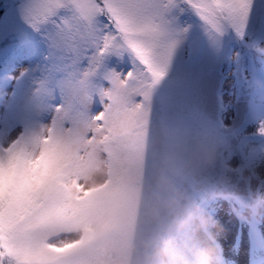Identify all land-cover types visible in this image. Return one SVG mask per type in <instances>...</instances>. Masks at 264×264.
<instances>
[{"label":"snow or ice","instance_id":"obj_1","mask_svg":"<svg viewBox=\"0 0 264 264\" xmlns=\"http://www.w3.org/2000/svg\"><path fill=\"white\" fill-rule=\"evenodd\" d=\"M251 6L252 0H25L24 22L43 32L72 69L70 96L100 110L73 117L57 107L38 134L0 146V264H50L52 241L66 244L86 227L96 190L78 181L101 147L118 179L146 164L151 89L171 52L174 13L190 9L222 33L244 27ZM125 56L130 70L106 68L110 57Z\"/></svg>","mask_w":264,"mask_h":264},{"label":"rangeland","instance_id":"obj_2","mask_svg":"<svg viewBox=\"0 0 264 264\" xmlns=\"http://www.w3.org/2000/svg\"><path fill=\"white\" fill-rule=\"evenodd\" d=\"M24 3L10 0L0 18V60L17 53L0 83V146L38 134L57 116V107L62 106L73 117L90 116L100 110L99 104L89 107L70 96L67 83L72 69L51 48L43 32L34 31L24 22L20 11ZM174 17L164 74L151 89L150 128L169 120L210 125L226 145L225 161L233 169L238 173L254 169L263 174L257 147L252 148L249 140L242 146L238 130L249 128L244 109H252L255 79L264 70L255 32H260L264 23V0H252L248 21L239 30L227 27L222 33L211 32L190 9L174 13ZM241 50L247 51L243 60L250 56L255 73L252 77L245 74V80L241 77L245 72L242 57H238ZM132 66L128 56L106 61L107 69L118 72ZM201 204L214 221L230 219L241 225L256 219L246 214L236 195L211 190ZM236 209L243 213L241 218ZM247 235L256 237L255 230H248Z\"/></svg>","mask_w":264,"mask_h":264},{"label":"clouds","instance_id":"obj_3","mask_svg":"<svg viewBox=\"0 0 264 264\" xmlns=\"http://www.w3.org/2000/svg\"><path fill=\"white\" fill-rule=\"evenodd\" d=\"M225 151L210 125L164 121L150 128L146 164L118 179L101 147L78 181L96 190L94 210L66 244L52 241L50 264H222L204 195L239 196L251 217L264 216V174L238 173Z\"/></svg>","mask_w":264,"mask_h":264},{"label":"bare ground","instance_id":"obj_4","mask_svg":"<svg viewBox=\"0 0 264 264\" xmlns=\"http://www.w3.org/2000/svg\"><path fill=\"white\" fill-rule=\"evenodd\" d=\"M261 26L260 32L255 31L256 43L259 45L261 55L264 56V23ZM243 52L248 54L247 51ZM246 56H248V63L245 61L242 65V69L245 71L241 75L243 80L247 75L252 77L255 74L250 56ZM255 82L253 107L250 109L249 106H246L243 114L248 118L249 128L242 126L238 133L242 137V146L246 144L245 141L249 140L253 142L252 148L257 147V157L261 159V166L264 169V135L259 132L264 128V70L261 69V74L255 79ZM215 221L218 225L216 246L222 258V264H264V217L252 222L247 221L241 225L233 223L230 219ZM232 224L235 225L234 229L230 228ZM248 230H255L256 237H249Z\"/></svg>","mask_w":264,"mask_h":264},{"label":"trees","instance_id":"obj_5","mask_svg":"<svg viewBox=\"0 0 264 264\" xmlns=\"http://www.w3.org/2000/svg\"><path fill=\"white\" fill-rule=\"evenodd\" d=\"M10 3V0H0V18L2 16V14L4 13L5 9L7 8V6L9 5ZM241 52H243V50H241ZM239 53V56L238 57H242V60H241V65H243V63L246 61L248 63V56L245 57V59L243 60V55H245V53ZM17 55V53H12V56L11 57H7V55H5L1 60H0V83H1V78L3 77V75H6L7 72H9V70L11 69V58L12 57H15ZM251 61V59H250ZM13 67V66H12ZM244 210V208H243ZM245 211V210H244ZM243 211V212H244ZM248 214V213H246Z\"/></svg>","mask_w":264,"mask_h":264}]
</instances>
